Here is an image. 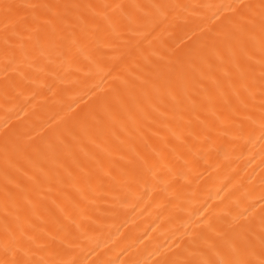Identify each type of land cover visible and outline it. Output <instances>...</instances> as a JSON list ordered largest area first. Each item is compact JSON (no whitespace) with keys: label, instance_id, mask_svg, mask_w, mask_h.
<instances>
[{"label":"bare ground","instance_id":"obj_1","mask_svg":"<svg viewBox=\"0 0 264 264\" xmlns=\"http://www.w3.org/2000/svg\"><path fill=\"white\" fill-rule=\"evenodd\" d=\"M0 264H264V0H0Z\"/></svg>","mask_w":264,"mask_h":264}]
</instances>
